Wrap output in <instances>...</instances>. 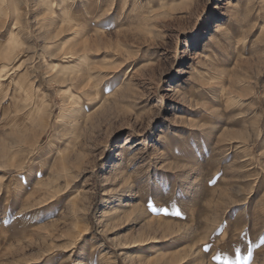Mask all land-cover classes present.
<instances>
[{"label":"rangeland","instance_id":"obj_1","mask_svg":"<svg viewBox=\"0 0 264 264\" xmlns=\"http://www.w3.org/2000/svg\"><path fill=\"white\" fill-rule=\"evenodd\" d=\"M0 1L1 104L24 124L0 113V264H264V0H65L49 20L61 0ZM66 46L105 92L65 151L80 212L36 200L65 127Z\"/></svg>","mask_w":264,"mask_h":264},{"label":"bare ground","instance_id":"obj_2","mask_svg":"<svg viewBox=\"0 0 264 264\" xmlns=\"http://www.w3.org/2000/svg\"><path fill=\"white\" fill-rule=\"evenodd\" d=\"M3 1H5V0H3ZM4 5H6V4H4ZM7 5H9V4H7ZM47 5H48L47 10H50V12L49 13L48 12L43 13L45 15V19H47V18H48V20L54 19L56 17L57 18L60 17L61 15L63 16L62 18H66L68 16V8H67L65 0H61L60 4L58 5L59 11L55 10V8H54L55 6L53 7V5L51 4V1L48 2ZM0 13H3L2 15L8 14L7 8L5 6H3L2 1H0ZM7 19L8 20L10 19V21L13 20L11 25H8L9 23L6 22ZM16 23H17L16 18H12L10 16L8 18V15H6L4 26H2V27H6V30H8V33H9V37L15 36L16 39L18 40V39H20L19 38V32L14 27V25ZM224 28H225V26H223L222 23H219L215 27V32L223 31ZM66 30H67V27L62 26L60 31L56 34V38L60 39V40L63 39L65 36ZM225 30H227V29H225ZM225 32H227V31H225ZM213 37H214V35L212 36L211 34H209V41H212ZM10 42H12V41H10ZM0 43H1V41H0ZM216 45H217V43H216ZM0 48H1V44H0ZM13 52H14V50L12 47L7 48L5 56L3 59L7 60L9 58V56L11 54H13ZM73 52H75V48L73 46H66L65 53H68L74 61H77V63L74 65H66L62 69L63 73H69V75H71L70 79L72 81L66 85L67 89L65 90V94H66L67 100H66L65 104L63 105V107L60 109V112L58 114L59 115L58 125L56 128L60 127L62 125V123H63V126H65V127H64V131H61L59 134H57L56 141L51 142L50 145L48 146V152L52 155V159L47 158L39 165L41 168V174L43 175L44 179L38 183L37 191H39V195L36 198V200H38V201L48 200L50 202V204H55V203H59V202L61 203L62 201L64 202V200L67 199V204H66L65 209L70 207L71 212H78V211L80 212L81 209L83 208L82 206L85 203L86 195H85V192H82V193L80 192L74 198H72V200L70 202H68L70 200L69 197L73 196V194H76L78 192L76 191L77 188L75 189V187H74L75 183L77 181H74V178H72L73 175L69 172V168L71 167L69 160H68V158L70 156V152H65V151H67L69 149V147L72 146L73 144L76 145V143H77L76 141L78 139L76 141H74V139H76L75 137H79V136H77L78 133H76L79 130L75 132L76 127L78 126L77 123L82 118H84L83 115L86 116L87 115L86 113L89 112V110L93 108L95 103L98 100H100V98H102V96L104 95L103 94L104 91L102 89L103 88L102 80L97 79V76H99L98 74H100L101 71L100 70H94V69L90 68L83 57L82 58H79V57L75 58V54ZM201 57H202V55H201ZM211 61H213V60H211ZM78 72H80V73H78ZM2 73L3 72L1 69L0 70V77L3 76V75H1ZM20 77L24 82L27 79L25 73L21 74ZM1 84H2V82L0 81V87L2 86ZM231 84L233 86H235L236 84H238V81L233 80L231 82ZM14 89H15V87H14ZM22 89H23V86L21 85V83H19L18 88L16 87V89L13 90V92H12L13 100L15 99L17 101V100H21V99L25 100V99L33 98L32 97L33 93H32L31 89H29L28 94H26V95H24L21 92ZM7 92H8V90H6V92L4 94L2 92H0V113H1V116L6 117L5 121L3 123V126H7V128H9V130L13 129V131H17V130H20L24 125L23 122L19 121L18 115H16L18 113H16V114L11 113L10 110L12 107L10 109L8 107V105H10V104L7 103L8 105H4L7 101L3 104L4 106L1 104L2 99L4 100L8 97L9 94ZM1 93H2V95H1ZM229 97H231V95H229ZM8 99H9V97H8ZM228 99H230V98H228ZM231 101L238 103V105H239V103H242L240 98H238L237 95H234V94L231 97ZM22 102H24V101H22ZM233 102H231V103H233ZM228 103H230L229 100H228ZM228 103H227V105H228ZM63 113L65 114V119L61 120V115ZM50 117H51V111L49 112V115H48L47 125H49ZM72 149H74V148H72ZM69 151H70V149H69ZM22 184L24 185L25 183H22ZM6 189L8 192L9 191V184L6 187ZM32 193H34V192H32ZM127 206H130V204H128ZM129 211L137 212V211H140V208L133 207L131 205V207L129 208ZM74 228L76 229L77 233H80L84 229L80 225L77 226L76 223L74 224ZM152 242H154V241H152ZM73 245H74V243L72 242L71 247H73Z\"/></svg>","mask_w":264,"mask_h":264}]
</instances>
